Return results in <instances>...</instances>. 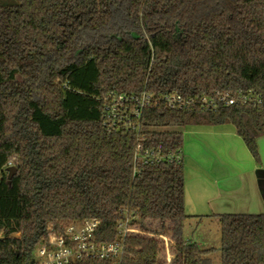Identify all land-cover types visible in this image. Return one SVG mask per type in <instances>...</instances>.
Wrapping results in <instances>:
<instances>
[{"label": "trees", "instance_id": "obj_1", "mask_svg": "<svg viewBox=\"0 0 264 264\" xmlns=\"http://www.w3.org/2000/svg\"><path fill=\"white\" fill-rule=\"evenodd\" d=\"M251 91L264 101V0H0V172L16 168L0 179V264H31L63 222L97 221L96 243H116L126 218L173 242L171 264H211L213 250L184 238L182 131L232 126L260 164L264 104L155 103ZM144 92L147 147L181 159L133 177L136 138L104 118L114 97ZM219 226L221 264H264V216H222ZM127 246L136 258L123 264H167L158 239Z\"/></svg>", "mask_w": 264, "mask_h": 264}, {"label": "crops", "instance_id": "obj_2", "mask_svg": "<svg viewBox=\"0 0 264 264\" xmlns=\"http://www.w3.org/2000/svg\"><path fill=\"white\" fill-rule=\"evenodd\" d=\"M182 134L186 242L202 245L187 233L191 220L264 216V137L257 140V164L232 126H190Z\"/></svg>", "mask_w": 264, "mask_h": 264}, {"label": "built area", "instance_id": "obj_3", "mask_svg": "<svg viewBox=\"0 0 264 264\" xmlns=\"http://www.w3.org/2000/svg\"><path fill=\"white\" fill-rule=\"evenodd\" d=\"M103 100L109 97L104 96ZM163 104L172 112L186 111L194 106L202 110L215 111L220 105L252 106L261 107L264 104L261 91H251L248 94H238L234 98L219 96L216 100L185 99L181 96L165 97L155 103V106ZM151 105V96L144 92L138 98L126 99L124 97L113 98V106L107 109L105 116L109 131L121 132L134 135L136 138L133 158V177L140 176L142 167H152L170 163L174 159L179 161L181 157L167 156L163 153L162 147L150 149L145 141L148 133L142 127L144 111ZM183 156V155H182ZM99 227L97 221H87L82 224L63 222L57 231H50L48 238L41 242L35 249L34 264H73L83 260H98L123 264L125 261H134L135 254L128 251L127 241L136 237H148L158 239L163 243L166 262L171 264V247L173 242L163 236H154L141 231L133 225L129 218L118 227V241L113 244L99 245L96 243L95 235ZM136 249V252H140ZM36 257V258H35Z\"/></svg>", "mask_w": 264, "mask_h": 264}, {"label": "rangeland", "instance_id": "obj_4", "mask_svg": "<svg viewBox=\"0 0 264 264\" xmlns=\"http://www.w3.org/2000/svg\"><path fill=\"white\" fill-rule=\"evenodd\" d=\"M15 171L16 174V168L12 163H10L6 168L0 172V179H8L12 171ZM191 226V229L187 228V233L190 232V235L195 232L194 239L199 236L201 240V246L197 244L200 249L203 250H215L213 254H210L209 257H211V264H221V232H220V226L219 221H209L208 219L204 220H191V222L188 223ZM186 236H188L186 234ZM185 238V236H184ZM193 238V237H192ZM191 238V239H192ZM198 243V242H197ZM36 258V257H35Z\"/></svg>", "mask_w": 264, "mask_h": 264}, {"label": "water", "instance_id": "obj_5", "mask_svg": "<svg viewBox=\"0 0 264 264\" xmlns=\"http://www.w3.org/2000/svg\"><path fill=\"white\" fill-rule=\"evenodd\" d=\"M14 175H15V171L13 170L11 172L10 176H9V180H11ZM0 214H1V212H0ZM10 237L13 238V239H17L18 238V236H13V235H11ZM31 264H34V262L32 261Z\"/></svg>", "mask_w": 264, "mask_h": 264}]
</instances>
